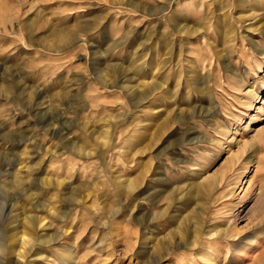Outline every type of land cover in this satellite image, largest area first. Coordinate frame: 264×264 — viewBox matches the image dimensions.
<instances>
[{
	"label": "rangeland",
	"instance_id": "rangeland-1",
	"mask_svg": "<svg viewBox=\"0 0 264 264\" xmlns=\"http://www.w3.org/2000/svg\"><path fill=\"white\" fill-rule=\"evenodd\" d=\"M263 33L264 0H0L7 264L22 231L27 264H264Z\"/></svg>",
	"mask_w": 264,
	"mask_h": 264
},
{
	"label": "bare ground",
	"instance_id": "bare-ground-1",
	"mask_svg": "<svg viewBox=\"0 0 264 264\" xmlns=\"http://www.w3.org/2000/svg\"><path fill=\"white\" fill-rule=\"evenodd\" d=\"M239 1H241V0H239ZM256 2V1H255ZM202 9V8H201ZM220 13L219 15H217V13ZM222 13V14H221ZM200 15H201V17L203 18H201L202 19V22H204V23H208V22H211V21H213L214 22V19L216 18V20L218 19V21H220L221 22V20H225V18H226V16H227V13L225 12V7H220L216 12H212V13H210V11L208 10V13H205V14H203V12H201L200 11ZM200 22V21H199ZM241 24H243V23H241ZM245 25V24H244ZM208 26V25H207ZM210 29V28H209ZM207 33V31L204 29V31H203V29H202V32H200V34H202L200 37H199V40H200V42H201V45H205L206 44V42H207V44H209V45H213L214 46V42H211L210 40H208V33ZM264 34V33H263ZM239 35V34H238ZM215 37V36H214ZM213 37V38H214ZM229 37L231 38V41H230V51H233V50H235L236 49V51L238 50L237 48H238V43L240 42V39H239V37L237 36V37H234V36H230V34H229ZM228 37V38H229ZM246 37V36H245ZM225 38H226V36H225ZM68 41V40H67ZM246 41L247 42H249V44L251 45V47H252V50L255 52V53H257L259 56H264V49L260 46V44H258V43H256L254 40H252V39H250V38H247L246 39ZM226 64V63H225ZM101 78V77H100ZM197 83V82H196ZM153 86V85H152ZM154 89L153 90H155L156 89V85H155V83H154ZM156 91V90H155ZM154 91V92H155ZM153 92V91H152ZM151 92V93H152ZM154 94V93H153ZM248 95V97L249 98H251V102H256L257 100H258V95H256V94H252V93H247ZM262 104H264V102L262 103ZM253 106V105H252ZM257 110V109H256ZM258 111H259V109H258ZM257 113V112H256ZM244 129L245 130H247V126H245L244 127ZM262 130V129H261ZM260 130H257V132H259ZM229 133H230V130L228 129V128H226L225 127V129H224V134H226V135H229ZM261 133H264V129L259 133V134H261ZM258 134V136H260ZM256 141H258V137H253L250 141H249V143H247V144H249V145H252V144H254ZM241 144V143H240ZM246 144V145H247ZM244 148H246L245 146H244ZM232 158V157H231ZM254 166H256V163H253L252 161H250L249 163H248V166H247V168H245L246 169V171L242 174L243 176H241V177H239V179H237V182L235 183V185L232 187V189H231V191H230V193H232V199H233V205H231V206H229V207H227V208H229V210L230 211H238L239 209H242V210H245L246 208H248L249 207V204H250V202H249V200H250V198H248L247 197V192H248V188L246 189V188H244V186H243V184H248V180H247V182H246V180H245V178H246V176H248V174H250V171H251V168H253ZM257 167V166H256ZM255 167V168H256ZM259 169L260 168H256V172L257 171H259ZM209 178V176H207V177H205L204 178V180H207ZM203 180V181H204ZM243 180V181H242ZM244 180H245V182H244ZM234 184V183H233ZM247 191V192H246ZM228 192V191H227ZM241 193H243L242 195H241ZM249 193H251V192H249ZM257 194V193H256ZM239 195H241V196H239ZM253 195V194H252ZM252 197V196H251ZM257 197V196H256ZM228 210V209H227ZM248 212V211H247ZM235 215V214H234ZM238 217L239 215L237 214V215H235V216H232L231 214H230V217L231 218H235V217ZM236 220V219H235ZM234 220V221H235ZM232 221V220H231ZM24 222V221H23ZM25 223V222H24ZM23 224V223H22ZM231 224V223H230ZM37 225V224H36ZM231 226V225H230ZM27 227V226H26ZM22 228V227H21ZM31 228V227H30ZM33 229V228H32ZM41 229V228H40ZM15 231V230H14ZM35 232V231H34ZM10 233H13V231H10ZM17 233V232H16ZM39 235V234H38ZM11 236V235H10ZM14 236V235H13ZM34 236H36V234L34 235ZM15 245H13L10 249H11V252H10V258H9V261L11 262V264H27V260L30 258V256H29V253H30V251H31V248H32V243L34 242V240H33V237L30 235V234H28V232L26 233L25 231H22V232H20V233H17L15 236ZM10 238V237H9ZM13 238V237H12ZM37 238V237H36ZM11 239V238H10ZM6 240V239H5ZM3 239L1 238V236H0V264H7V259H6V257H4L3 256V253L8 249H6V246L7 245H5L3 242ZM6 241H8V240H6ZM8 244V243H7ZM34 245V244H33ZM9 247V246H8ZM6 249V250H5ZM32 249H34V248H32ZM5 250V251H4ZM34 251V250H33ZM210 252V251H209ZM8 253V252H7ZM211 254H213L214 255V253H213V251L212 252H210ZM210 255V254H209ZM30 262V261H29ZM205 264H217V263H211V262H209V261H207V263L205 262Z\"/></svg>",
	"mask_w": 264,
	"mask_h": 264
}]
</instances>
